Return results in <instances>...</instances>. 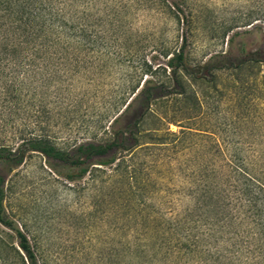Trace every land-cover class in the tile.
I'll return each mask as SVG.
<instances>
[{
    "label": "rangeland",
    "instance_id": "obj_1",
    "mask_svg": "<svg viewBox=\"0 0 264 264\" xmlns=\"http://www.w3.org/2000/svg\"><path fill=\"white\" fill-rule=\"evenodd\" d=\"M52 1L74 10L73 38L87 43L76 42L75 54L86 63L13 100L0 139L15 143L22 130L36 129L69 151L81 142H110L125 121L112 124L123 102L148 77L165 82L171 94L138 126L140 142L153 141L154 133L169 136V144L119 153L127 170L95 164L101 170L76 180L68 178L73 169L57 171L37 152L13 169L2 167L6 217L15 229L0 222V264H25L14 250L16 229L28 236L40 264H224L217 253L223 241L211 235L221 208L209 197L197 205L208 185L223 193L225 165L237 161L240 146L251 158L248 133L264 130V0H167L180 4V21L154 0ZM185 37V66L193 75L174 76L167 61ZM242 46L261 62L236 68ZM128 170H136L133 189L122 181ZM159 216L185 218L171 241L183 235L181 253L160 250ZM128 243L151 246L137 255Z\"/></svg>",
    "mask_w": 264,
    "mask_h": 264
},
{
    "label": "trees",
    "instance_id": "obj_2",
    "mask_svg": "<svg viewBox=\"0 0 264 264\" xmlns=\"http://www.w3.org/2000/svg\"><path fill=\"white\" fill-rule=\"evenodd\" d=\"M154 1L166 4L180 21V13L184 12L180 4L170 5L167 0ZM66 6L58 5L52 0H0L1 125L7 123L11 110H14L11 106L13 100L29 93L30 89L46 80L70 75L81 62L86 63L85 59L80 60L75 54V48L76 42L82 46H87V43L73 38L75 13ZM81 31L86 36L87 28L84 27ZM186 44L187 37L179 50L167 61V66L173 70L174 76L179 72L193 75L185 66ZM236 55H238L236 58L241 59L236 68L261 62L255 60L250 51L243 46ZM231 56L232 52L218 57ZM146 71H151V66L147 65ZM131 92L133 95L123 102L121 113L112 121L113 124L125 119L116 129L114 138L110 142H81L73 151H69L59 147L43 131H34L36 129L22 130L19 141L15 143L0 139V222L3 225L15 229L14 222L6 217L4 204L6 179L1 171L2 167L13 169L28 155L37 152L46 156L50 166L57 171V166L73 169V173L68 175V178L76 180L84 177L93 168L101 170V167L94 166L95 164L106 167L116 164L115 170L118 173L123 168L127 170L126 155L119 157V153L127 151L133 156L137 148L147 149L148 146L169 144L166 141L169 136L154 133L149 137L153 141L141 143V132L138 127L147 117L153 115L155 104L170 97L169 87L165 82L147 77L142 85L133 86ZM185 92L181 91L178 94L183 96ZM154 131L157 129L155 128ZM248 134V138L254 142L253 156L246 157L245 147L237 148V161L225 165L224 178L228 186L224 188L223 193H214L208 185L201 193L197 205L198 210L201 207V200L209 197L215 198L213 203L221 208L222 215H218L214 222H211V229L214 227L211 235L215 236L217 241L220 239L221 242L223 241L217 253L218 258L224 260V264H264V130L255 129ZM168 135L177 137L173 132ZM135 172L136 170L126 171V176L122 180L128 184L129 189H133L134 183L137 182L134 181L137 178ZM183 219L185 220V218L168 220L163 216L158 217L159 224L154 234L162 239L159 240L160 250L167 247L165 251L167 255L169 252H182V246L179 245L183 235L179 238L180 243L173 244L171 241L174 236L172 233H178V229H181ZM16 232L18 237L17 246H14L16 253L25 264H40L37 252L28 236L20 229H16ZM187 238H190V235H187ZM198 241L199 237L196 238L195 244ZM188 242L186 244L192 248ZM148 245L150 244L128 243L126 247L138 255L146 251ZM195 250L193 248V251Z\"/></svg>",
    "mask_w": 264,
    "mask_h": 264
}]
</instances>
